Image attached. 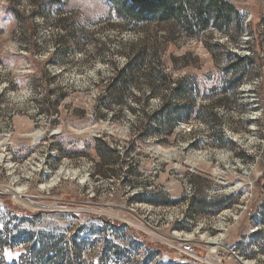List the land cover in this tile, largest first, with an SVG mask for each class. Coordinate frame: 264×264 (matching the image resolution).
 I'll list each match as a JSON object with an SVG mask.
<instances>
[{
    "label": "rangeland",
    "instance_id": "rangeland-1",
    "mask_svg": "<svg viewBox=\"0 0 264 264\" xmlns=\"http://www.w3.org/2000/svg\"><path fill=\"white\" fill-rule=\"evenodd\" d=\"M228 1L244 17L235 41L133 29L107 0H0L6 264H40L39 251L74 264H264V0ZM143 46L142 68L115 85ZM226 51L244 56L250 74L235 96L221 93ZM147 67L172 82L149 83ZM183 78L193 82L186 98L173 83ZM163 101H193L202 118L138 139L135 126L151 125ZM202 200L214 214L195 207Z\"/></svg>",
    "mask_w": 264,
    "mask_h": 264
},
{
    "label": "trees",
    "instance_id": "trees-1",
    "mask_svg": "<svg viewBox=\"0 0 264 264\" xmlns=\"http://www.w3.org/2000/svg\"><path fill=\"white\" fill-rule=\"evenodd\" d=\"M113 7L116 18L125 22L133 29L155 23L157 25H166L171 30H177L179 33L190 37L200 38L208 36L211 33H218L225 35L230 40L235 41L243 32L244 17L242 13L228 0H107ZM261 26V24H260ZM131 28V29H132ZM175 32V31H173ZM169 33V31H168ZM213 47H224L218 42H214ZM209 51L212 48L206 45ZM227 65L223 68L225 76L224 85L221 88V93L235 96L236 91L242 84V81L247 76L248 72L242 71L245 57H238L234 52L226 51ZM150 54L149 47L143 46L138 55L132 54L124 66L118 70L115 75V85L125 86L132 78L133 68L144 64L145 58ZM213 57L214 53H213ZM234 58V60L232 59ZM145 77L149 83H153L156 79L162 83L172 82L170 75L165 70H152L147 67L145 69ZM250 74H248L249 77ZM188 78V77H187ZM187 78L181 81L173 82L174 89L182 98H186L190 93V88L193 82H189ZM185 82L186 87H183ZM189 89V90H187ZM214 91V90H213ZM116 103L121 101L120 95H115L113 98ZM201 108H196L193 101L185 104H171L163 101L161 106L151 114L149 119L151 125L143 124L140 120L139 124L135 126L136 137L138 139H145L148 136H155L162 138L163 134L161 127H168L169 131L173 130L177 122H186L191 118H202ZM146 121V120H145ZM150 121V120H149ZM106 148V147H105ZM107 149L108 153L116 154L115 149ZM96 153L98 162L103 160V155ZM206 200L196 202L195 207L206 214H214L215 212H207L205 210ZM165 205L170 202H165ZM227 204H220L215 211L228 207ZM0 242V247L3 246ZM118 248V249H117ZM112 252L118 259L130 262V255L124 249L117 247ZM39 256L34 255V259L40 264H74L73 262L63 261V257L56 255L47 256L46 259L41 258L42 251L38 252ZM41 254V255H40ZM45 255H48L45 253ZM0 264H6L0 255ZM24 264H29L25 261Z\"/></svg>",
    "mask_w": 264,
    "mask_h": 264
},
{
    "label": "bare ground",
    "instance_id": "bare-ground-1",
    "mask_svg": "<svg viewBox=\"0 0 264 264\" xmlns=\"http://www.w3.org/2000/svg\"><path fill=\"white\" fill-rule=\"evenodd\" d=\"M63 172L62 171H58L57 173H56V175H55V179H57V177L58 176H60L61 174H62ZM176 236H178V235H176ZM184 237V239L183 240H185V241H189V240H191L192 239V237L190 236V235H185V236H183ZM209 244H211V245H216V244H220V243H216L214 240L212 241H209L208 242ZM241 261V264H248V262L246 263V261H242V260H240Z\"/></svg>",
    "mask_w": 264,
    "mask_h": 264
}]
</instances>
